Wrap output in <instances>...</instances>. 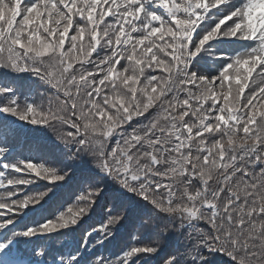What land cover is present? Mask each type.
Returning <instances> with one entry per match:
<instances>
[{
	"label": "snow or ice",
	"instance_id": "obj_1",
	"mask_svg": "<svg viewBox=\"0 0 264 264\" xmlns=\"http://www.w3.org/2000/svg\"><path fill=\"white\" fill-rule=\"evenodd\" d=\"M153 261L264 264V0H0V264Z\"/></svg>",
	"mask_w": 264,
	"mask_h": 264
},
{
	"label": "trees",
	"instance_id": "obj_2",
	"mask_svg": "<svg viewBox=\"0 0 264 264\" xmlns=\"http://www.w3.org/2000/svg\"><path fill=\"white\" fill-rule=\"evenodd\" d=\"M21 148L22 150H24L23 145H21ZM134 218L135 214L133 216V219H130L129 221L118 227L115 232V238L112 240L111 244L107 246L106 254L107 252L118 254L127 245L137 242L134 237L141 236L143 234V230H137L134 225ZM96 219H98V217H94L93 221H90V223H94ZM143 239L144 242H148L149 240H151V236L143 234ZM174 243V239L169 241L170 246ZM151 264H155V262L153 261L151 262Z\"/></svg>",
	"mask_w": 264,
	"mask_h": 264
}]
</instances>
